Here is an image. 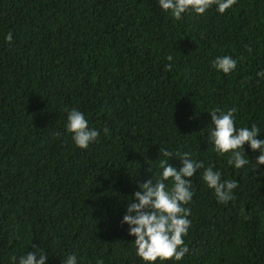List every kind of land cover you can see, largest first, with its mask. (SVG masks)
I'll return each instance as SVG.
<instances>
[{"label": "trees", "instance_id": "trees-1", "mask_svg": "<svg viewBox=\"0 0 264 264\" xmlns=\"http://www.w3.org/2000/svg\"><path fill=\"white\" fill-rule=\"evenodd\" d=\"M223 56L237 60L227 75L213 67ZM261 71L264 0L179 21L159 0H0V264L34 249L46 264H145L121 222L139 185L161 177L160 149L179 153L177 170L187 152L238 182L221 204L197 172L189 252L164 264H264L259 151L245 145L249 164L229 165L209 115L235 108V126L264 140ZM73 108L100 131L85 150L66 130Z\"/></svg>", "mask_w": 264, "mask_h": 264}, {"label": "clouds", "instance_id": "clouds-1", "mask_svg": "<svg viewBox=\"0 0 264 264\" xmlns=\"http://www.w3.org/2000/svg\"><path fill=\"white\" fill-rule=\"evenodd\" d=\"M236 3L237 0H159L161 9L170 13L176 21L181 20L183 15L189 12L203 16L213 6H216L220 14H224ZM6 40L12 41L11 32L8 33ZM248 51L250 52L251 49L249 48ZM167 59L172 61L173 57L168 56ZM166 67L167 70H171V63ZM213 67L227 75L235 71L237 60L231 56L217 57L213 61ZM257 75L264 77V71ZM65 111L67 112L66 130L71 134L78 148L88 149L91 144L98 141L100 131L89 127L81 111L75 108ZM235 113V108L225 112L219 107L209 113L213 125L210 138L214 150L220 156L227 155L229 165L242 169L250 162L244 152V146L248 145L253 152L259 151L256 163L253 165L256 171L264 165V140L258 139L260 129L254 124L251 127L237 128ZM103 132L105 135H110L107 127ZM159 155L167 158L161 161L163 169L161 177L155 179V184L149 179L139 185V191L131 197L121 222L128 225V235L135 237L136 255L145 264H155L157 260L161 264L166 261H181L189 252L183 239L191 226V221L188 219L191 209L186 206L194 196L192 178L199 170L203 169V181L214 191L217 201L221 204L234 200L233 193L238 187L237 181L222 180L220 171L214 170L213 166L205 168L203 161L193 160L187 152L178 159L182 164L179 170L168 163L170 158H176L179 153L174 156L169 150L160 149ZM133 200L135 202H132ZM11 260L15 264L16 257L13 256ZM47 260L46 253L34 249L21 256L18 264H46ZM63 264H77L76 256H68ZM97 264H103V261L99 260Z\"/></svg>", "mask_w": 264, "mask_h": 264}]
</instances>
